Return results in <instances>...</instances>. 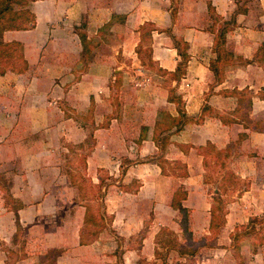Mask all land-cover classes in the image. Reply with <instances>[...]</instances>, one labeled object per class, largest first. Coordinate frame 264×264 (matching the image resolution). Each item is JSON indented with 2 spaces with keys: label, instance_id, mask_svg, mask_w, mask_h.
<instances>
[{
  "label": "crops",
  "instance_id": "0c3cea01",
  "mask_svg": "<svg viewBox=\"0 0 264 264\" xmlns=\"http://www.w3.org/2000/svg\"><path fill=\"white\" fill-rule=\"evenodd\" d=\"M31 6L36 26L4 33L23 42L30 66L3 74L13 80L6 84L9 95L0 96V171L13 173L8 183L0 181V264L159 261L160 228L179 227L180 217L171 196L157 193L161 166L153 158L160 151L156 123H163L165 110L179 114L168 97L172 85L183 94L188 119L171 134L167 156L186 161L184 204L193 234L210 232L213 196L203 177L207 162L197 152L209 141L229 150L231 164L251 179L246 193L229 204L223 234L264 212V0H35ZM221 19L230 20L225 47L233 61L219 80L210 63L217 56L213 28ZM83 20L97 39L87 64L76 29ZM183 43L190 56L180 81L171 77L167 87L152 81L149 90L132 86L129 80L147 71L142 59L151 58L167 75L174 71ZM117 73L125 100L113 99ZM235 88L253 96L249 120L223 117L237 114ZM132 181L139 186L126 187ZM240 200L247 203L234 205ZM92 202L102 204L103 229L85 221ZM262 247L246 261L230 246L202 247L198 261L264 264Z\"/></svg>",
  "mask_w": 264,
  "mask_h": 264
},
{
  "label": "rangeland",
  "instance_id": "374dc122",
  "mask_svg": "<svg viewBox=\"0 0 264 264\" xmlns=\"http://www.w3.org/2000/svg\"><path fill=\"white\" fill-rule=\"evenodd\" d=\"M86 21V20H83ZM81 21V22H83ZM81 24V23H80ZM79 24V25H80ZM87 30V27H85ZM5 39V38H4ZM9 40V39H5ZM13 40V39H12ZM20 41V40H19ZM22 42V41H21ZM97 43V39L95 40ZM23 43V42H22ZM97 46V44H96ZM13 48L17 53L22 51L23 57H17V56H6L2 58V64L5 65L6 71L13 70L15 72H24L26 71L30 64L28 62V67L24 69L23 71H19V69L24 68V62L23 59H25V53H24V46H18L13 45ZM83 59V58H82ZM27 60V58H26ZM28 61V60H27ZM84 61V60H83ZM132 62V61H131ZM143 62V63H142ZM142 65L147 68L146 72L139 73V76L135 77L133 80H129L130 83H132V86L135 87V89H150L151 88V82H157L158 84L169 85V82H171V74L167 75L165 71H162L158 68L156 63L151 59H142ZM14 66V67H13ZM5 72H0V96L9 95V91L6 87V84H9L13 78H10L5 74ZM124 73V72H123ZM153 75V76H152ZM117 76V75H116ZM113 78V83L116 79ZM152 76V79H151ZM120 82L121 84L117 87L114 85V89H117L118 96H115L114 92L113 99L116 98H122L125 100V92H124V85H123V74H119ZM122 85V86H121ZM132 88H130L131 90ZM134 89V88H133ZM134 89V90H135ZM182 93V92H181ZM129 97L130 94L126 93ZM116 97V98H115ZM92 109V106H91ZM116 111V108H115ZM111 111L110 113H112ZM157 126V125H156ZM198 150L197 152L199 154H202L204 157L205 155L201 153V151ZM160 148V147H159ZM222 149V148H221ZM169 149L166 150V155ZM228 153V156L223 157H215L214 155H208V159H206L205 167H207L206 170L203 171V177H205L207 180V193L212 197L213 203H216L214 201V197H220L222 201L223 208L220 209L221 211H229V204L234 200H239L243 194L246 193V190L249 189L251 179L248 177L249 171L246 169H238L237 167L233 166L230 162V151L225 150ZM162 151V148H160L159 152L154 153L153 155H158ZM149 155L145 156L148 157ZM168 157V156H167ZM236 158V157H235ZM136 159L143 160L142 158L137 157ZM170 163L168 164L169 169L171 172H173L171 175H164L160 172L159 181H158V188L160 197H166L171 196L174 189L177 188L181 183H183V179L187 176H183L179 174L180 166L186 161L180 158H169ZM15 159H13V163H10V169L15 168L16 164L14 163ZM125 161L129 162V158H127ZM205 161V160H204ZM131 162V161H130ZM209 162V163H208ZM7 165H4L3 167H6ZM232 167V168H231ZM5 169V168H4ZM232 170V171H231ZM182 171V170H181ZM80 180L85 183L86 187L89 184V178L87 175L83 174L82 169H80ZM13 170L7 172L6 170L0 171V181L4 182L5 184L9 182L11 176H12ZM228 173H234V176H232V179L229 178ZM244 174L245 176H242ZM79 177V175H78ZM228 179V180H227ZM185 186V184L183 183ZM220 185V188H217L216 186ZM139 186L138 181H132L126 184V187L129 189H132L134 187ZM186 187V186H185ZM216 189V190H215ZM95 190V189H94ZM92 189V191L94 192ZM215 191H218L217 193ZM101 193L100 190L97 189V194ZM212 203V204H213ZM219 203V202H217ZM247 201H241L235 202L234 205L237 207H240L239 205L245 204ZM90 206V205H89ZM189 208V207H188ZM211 208V207H210ZM102 210V204L101 202H92L91 206L87 210V217L85 218L86 223L92 226H89L90 229H103V227L106 225L105 217L100 218V213ZM180 217L177 227L178 229L182 230H175L177 228H172L171 225H162L161 231L156 237L157 246H159V249H157V254L159 255L160 259L157 261L156 264H199L198 261V253L199 250L202 247H218V246H230L232 253L235 255L237 259L239 257H242V259L246 260H252L253 258V252L257 250L258 246L264 247V212L251 215L248 219H246L244 222H237L235 224V227H233V230H230L231 228H226V232L223 234V230L225 229V224L221 226V228L214 232L210 230L209 224L210 219L207 225V229H209V233L206 234H193V231L190 229V214L188 219V226L185 227L182 222V213L179 210ZM109 221L112 220V215H108ZM227 221V216H226ZM146 229L148 227V224L144 226ZM113 229V228H112ZM228 231V232H227ZM145 231L142 230L139 233V236L143 234ZM139 236L137 237L139 239ZM140 241V240H138ZM262 247V248H263ZM182 249H185L183 251ZM227 254V251H224V255ZM208 255V254H207ZM206 255V256H207ZM231 255V254H229ZM233 256V255H231Z\"/></svg>",
  "mask_w": 264,
  "mask_h": 264
},
{
  "label": "trees",
  "instance_id": "16d2710c",
  "mask_svg": "<svg viewBox=\"0 0 264 264\" xmlns=\"http://www.w3.org/2000/svg\"><path fill=\"white\" fill-rule=\"evenodd\" d=\"M35 0H0V72L3 73L6 71L5 65L2 64V58L6 56H17L23 57L22 51L17 53L13 48V45L21 46L23 43L19 40H5L4 33L6 30L9 29H28L33 28L37 24V18L35 11L33 10L31 3ZM218 17V16H216ZM219 19H217L218 21ZM218 28H213L215 31V39L213 48L217 51V56L211 60L210 66L213 69L217 79H221L224 75L225 66L230 64L232 60L231 52L225 47L227 42V31L230 28V20L221 19L219 21ZM213 24H216L214 21ZM87 27V22L83 21L80 25L76 26L77 32L81 39L82 43V58L84 60V64H87L90 60H92L94 56V49L96 47V42L93 35H89L88 31L85 29ZM188 44L183 43L179 48L181 50L182 58L178 62L176 69L169 74H171L172 78L177 79L180 81L182 76L187 71V63L189 60V53L187 51ZM24 68L19 69V71H23L28 67V61L23 59ZM235 62V61H234ZM14 67V66H13ZM167 72L166 70H163ZM114 85H120V78L119 73H117L116 79L113 83ZM113 85V89H114ZM117 86V87H118ZM115 96H118L117 89L113 90ZM233 92L238 96V105L236 109V116L227 118L226 115H223L224 119L227 121L231 120H249L250 119V112L253 106V96L251 92L247 88L238 89L235 88ZM170 100L177 102L179 108V114L174 116L171 115L170 111L165 110L163 112V123L160 125L158 122L155 126V132L153 135V139L159 143V147L162 148V151L158 155H154V159L159 163L161 166V173L164 175H171L173 172L168 167L167 163H170L169 157L166 155V150L168 145L172 142L171 134L180 130L183 125L185 124L188 116L183 108L184 106V98L181 92H176V85H172L169 90L168 95ZM116 98V97H115ZM208 105L204 106V109H208ZM145 126V125H144ZM147 128V126H145ZM174 128V130H172ZM199 150L201 153L205 155V161L208 155H214L215 157H223L228 156V153L221 148H217L214 144L210 141L206 145H200ZM182 170V171H181ZM232 171V170H231ZM179 174L186 176L188 175L187 164L184 163L180 166ZM229 178L232 179L234 173H228ZM208 180V179H207ZM228 180V179H227ZM220 188V185L216 186ZM216 190V189H215ZM216 193L218 191H215ZM189 191L188 189L181 183L177 188L174 189L170 204L179 209L182 213V222L185 227L188 226V219H189V208L187 205L184 204V200L188 197ZM214 201L210 208L211 212V219L209 228L212 232H217L221 226H223L226 222V211H221L220 209L223 208L222 201L220 197H214ZM219 202V203H217ZM185 251V249H182Z\"/></svg>",
  "mask_w": 264,
  "mask_h": 264
}]
</instances>
